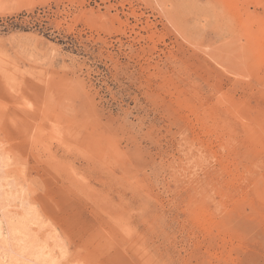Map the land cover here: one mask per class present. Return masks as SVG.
<instances>
[{"label":"rangeland","instance_id":"374dc122","mask_svg":"<svg viewBox=\"0 0 264 264\" xmlns=\"http://www.w3.org/2000/svg\"><path fill=\"white\" fill-rule=\"evenodd\" d=\"M0 222V264H264V0H0Z\"/></svg>","mask_w":264,"mask_h":264},{"label":"bare ground","instance_id":"6f19581e","mask_svg":"<svg viewBox=\"0 0 264 264\" xmlns=\"http://www.w3.org/2000/svg\"><path fill=\"white\" fill-rule=\"evenodd\" d=\"M16 221H17V220H16ZM5 222H6V221H5ZM24 222H25V221H24ZM24 222H23V221H19L18 223L15 222V223L17 224V226L14 227V228L12 227V228L15 229L16 232L19 231V230H20L19 226L22 225V223H24ZM26 222H27V221H26ZM0 224H1V222H0ZM12 224H13V223H12ZM16 224H15V225H16ZM26 224H27V223H26ZM26 224H25V225H26ZM11 226H13V225H11ZM11 226H10V228H11ZM0 228H1V227H0ZM0 230H1V229H0ZM23 230H24V228H23ZM25 230L27 231V227H26ZM1 231H2V230H1ZM26 231H25V232H26ZM20 232H23V231H20ZM20 232H19V233H20ZM17 233H18V232H17ZM26 233H27V232H26ZM26 233H25V234H26ZM0 234H1V232H0ZM11 234H14V233L12 232ZM21 234H22V233H21ZM21 234H20V237L23 235V234H22V235H21ZM27 234H29V233H27ZM27 234H26V235H27ZM0 236H2V235H0ZM23 236H24V235H23ZM26 237H27V236H26ZM26 237H25V238H26ZM30 237H31V235H30ZM31 238H33V237H31ZM17 239H18V238H17ZM20 239H21V238H20ZM27 239H28V237H27ZM18 240H19V239H18ZM22 240H23V241L25 240L24 237L22 238ZM23 241H22L21 244H23ZM33 241H34V239H33ZM17 242H18V241H17ZM25 242H26V241H25ZM31 242H32V241H31ZM51 242H53V241H51ZM38 243H39V242H38ZM17 244H18V243H17ZM35 244H37V243L35 242L34 245H35ZM43 244H44V243H43ZM24 245H26V244H24ZM30 245H31V243L29 244V246H30ZM38 245H39V244H38ZM18 246H19V245H18ZM41 246H42V245H41ZM41 246H40V248H41ZM22 247H23V246H22ZM22 247H21V248H22ZM24 247H25V246H24ZM24 247H23V248H24ZM32 247H33V245H32ZM37 247H38V246H37ZM25 248L27 249V246H26ZM28 248H29V247H28ZM38 248H39V247H38ZM33 249L36 250L35 247H34ZM19 250H20V249H19ZM42 250H43V249H42ZM44 250H47V249H44ZM33 251H34V250H33ZM50 251H51V250H50ZM36 252H37V251H36ZM38 252H39V251H38ZM44 252H45V251H44ZM47 252H48V251H47ZM28 253H29V252H28ZM33 253H34V252H33ZM20 254H21V253H20ZM44 254H45V253H44ZM14 255H15V254H14ZM16 255H17V254H16ZM39 255H40V254H39ZM45 255H47V254H45ZM0 256H1V255H0ZM33 256H34V255H33ZM37 256H38V255H37ZM37 256H36V258H37ZM3 257H4V256H3ZM29 257H30V256H29ZM47 257L51 258L52 255L49 256V254H48ZM47 257H43V255H42L41 258H42V260H43V258L45 259V258H47ZM54 257H55V256H53V258H54ZM12 258H13V256H12ZM36 258H34V259H36ZM8 259H9V258H8ZM10 259H11V258H10ZM17 259H18V258H17ZM55 259H56V258H55ZM3 260H4V258H3ZM14 260H15V259H14ZM26 260H27V259H26ZM37 260H40V259L38 258ZM46 260H49V259L47 258V259H45V261H46ZM50 260H51V259H50ZM15 261H16V260H15ZM27 261H28V260H27ZM2 262H4V261H2ZM9 262H10V261H9ZM16 262H19V261H16ZM16 262H15V264H16ZM38 262H39V261H37V263H38ZM43 262H44V261H43ZM0 263H1V261H0ZM13 263H14V261H13ZM6 264H7V263H6ZM8 264H9V263H8ZM10 264H11V263H10ZM17 264H18V263H17ZM19 264H20V263H19ZM24 264H25V263H24ZM41 264H42V263H41ZM51 264H53V263H51Z\"/></svg>","mask_w":264,"mask_h":264}]
</instances>
